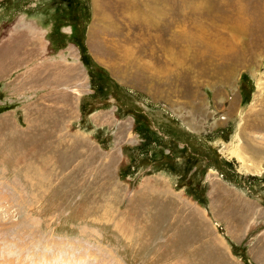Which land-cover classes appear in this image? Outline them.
<instances>
[{
  "label": "rangeland",
  "instance_id": "rangeland-1",
  "mask_svg": "<svg viewBox=\"0 0 264 264\" xmlns=\"http://www.w3.org/2000/svg\"><path fill=\"white\" fill-rule=\"evenodd\" d=\"M44 59L91 76L107 128L25 109ZM213 178L264 207V0H0V264H249Z\"/></svg>",
  "mask_w": 264,
  "mask_h": 264
},
{
  "label": "crops",
  "instance_id": "crops-1",
  "mask_svg": "<svg viewBox=\"0 0 264 264\" xmlns=\"http://www.w3.org/2000/svg\"><path fill=\"white\" fill-rule=\"evenodd\" d=\"M52 61L50 59L37 60L39 64L25 67L24 73L19 78L21 88L18 87L13 93L18 96H27L28 104L25 109L36 104L34 98H39L45 93V102L47 106L48 104L54 105L56 113L60 115L62 128L67 129L68 126L77 125L76 122L86 110L93 122L98 119L100 114H103L100 128H107L111 123H109L111 118L109 106H104L96 111L87 108L86 102L94 94L91 76L86 73L84 75H82L83 73L75 74L76 70L81 68L72 62L56 63ZM27 83L30 86L26 87ZM49 97L52 98L51 103L48 102ZM74 134L76 138L78 136L85 138L87 130L84 133L76 132ZM209 185L207 195L217 197L216 203H214L216 210L213 208V211L217 223L223 228L221 237L218 236V242L223 247L224 254L232 255L237 242L240 243L243 239L249 238L243 257L249 264H264V215H262L264 207L259 205L258 208L256 203L259 201L256 199L250 201L244 194L236 193L227 187V184L224 185L222 180L213 178Z\"/></svg>",
  "mask_w": 264,
  "mask_h": 264
},
{
  "label": "bare ground",
  "instance_id": "bare-ground-1",
  "mask_svg": "<svg viewBox=\"0 0 264 264\" xmlns=\"http://www.w3.org/2000/svg\"><path fill=\"white\" fill-rule=\"evenodd\" d=\"M237 156H238L240 159H242V158H243V156H242V155H240V153H239V152H237Z\"/></svg>",
  "mask_w": 264,
  "mask_h": 264
}]
</instances>
